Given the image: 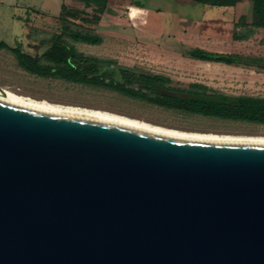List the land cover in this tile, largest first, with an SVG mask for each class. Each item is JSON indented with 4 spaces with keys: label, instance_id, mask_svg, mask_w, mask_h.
Wrapping results in <instances>:
<instances>
[{
    "label": "water",
    "instance_id": "water-1",
    "mask_svg": "<svg viewBox=\"0 0 264 264\" xmlns=\"http://www.w3.org/2000/svg\"><path fill=\"white\" fill-rule=\"evenodd\" d=\"M0 264H264V138L0 93Z\"/></svg>",
    "mask_w": 264,
    "mask_h": 264
},
{
    "label": "rangeland",
    "instance_id": "rangeland-1",
    "mask_svg": "<svg viewBox=\"0 0 264 264\" xmlns=\"http://www.w3.org/2000/svg\"><path fill=\"white\" fill-rule=\"evenodd\" d=\"M95 7L79 0H0V39L40 57L52 36L67 25L101 37L102 42L93 45L62 36L85 56L167 76L175 87L198 82L229 96L264 97V64L225 65L190 56L199 48L264 59V29H254L245 42L232 39L234 29L242 35L247 30L244 25L252 22L251 0H241L225 12L192 0H106L100 20L92 22ZM0 87L33 99L99 109L184 131L264 136L261 124L167 109L108 88L30 73L8 48H0Z\"/></svg>",
    "mask_w": 264,
    "mask_h": 264
},
{
    "label": "trees",
    "instance_id": "trees-1",
    "mask_svg": "<svg viewBox=\"0 0 264 264\" xmlns=\"http://www.w3.org/2000/svg\"><path fill=\"white\" fill-rule=\"evenodd\" d=\"M79 1L96 6L91 15L90 21L92 22H98L100 14L106 10V0ZM192 1L214 7H232L241 0ZM251 1L252 22L244 25L247 30L242 35H239L234 29L233 40H247L254 34V29L264 28V0ZM234 26L236 27L237 24L235 23ZM64 35L74 41L93 45L102 42L101 37L97 34L82 33L63 25L61 32L52 36L49 47L40 57L22 52L20 46L10 47L1 39L0 48L10 49L18 64L33 74L58 76L75 83L108 88L167 109L264 125V97L229 96L214 92L208 86L198 82L190 83L186 88L175 87L171 85L170 78L167 76L137 72L133 68L120 66L113 60H104L78 53L74 47L69 46L62 39ZM190 56L193 59L225 65L260 66L264 64L262 58L215 53L199 48L194 49ZM41 60L46 63L42 64Z\"/></svg>",
    "mask_w": 264,
    "mask_h": 264
},
{
    "label": "bare ground",
    "instance_id": "bare-ground-1",
    "mask_svg": "<svg viewBox=\"0 0 264 264\" xmlns=\"http://www.w3.org/2000/svg\"><path fill=\"white\" fill-rule=\"evenodd\" d=\"M0 93L28 107L67 112V113H72V114H77V115H83V116H88V117H93V118H98V119H104V120L134 125V126L148 128V129L162 131V132L264 138V136H244V135L184 131L180 129H174V128L164 127V126H160L156 124H151L145 121H141V120L130 118L124 115L111 113V112L103 111L99 109H91V108H84V107H77V106H70V105H61V104L51 103L45 100L33 99L31 97L12 92L11 90H8L2 87H0Z\"/></svg>",
    "mask_w": 264,
    "mask_h": 264
},
{
    "label": "crops",
    "instance_id": "crops-1",
    "mask_svg": "<svg viewBox=\"0 0 264 264\" xmlns=\"http://www.w3.org/2000/svg\"><path fill=\"white\" fill-rule=\"evenodd\" d=\"M230 9H234V6L232 7H222V11L225 12L227 10H230ZM261 29H264V28H258L257 30H261ZM246 40H243V42H245Z\"/></svg>",
    "mask_w": 264,
    "mask_h": 264
}]
</instances>
